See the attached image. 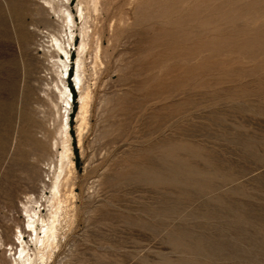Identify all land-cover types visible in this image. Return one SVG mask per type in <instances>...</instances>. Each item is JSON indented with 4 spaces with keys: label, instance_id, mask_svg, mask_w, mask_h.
I'll list each match as a JSON object with an SVG mask.
<instances>
[{
    "label": "rangeland",
    "instance_id": "rangeland-1",
    "mask_svg": "<svg viewBox=\"0 0 264 264\" xmlns=\"http://www.w3.org/2000/svg\"><path fill=\"white\" fill-rule=\"evenodd\" d=\"M37 1L25 0L34 11ZM71 1L78 22L68 60L74 221L49 264H264V0H102L127 65H110L97 84L82 147L73 83L81 20L79 0ZM10 54L18 65L31 63L15 46ZM35 88L19 83V101L25 90L31 112ZM54 153L45 152L43 168ZM23 195L0 196V263L23 225Z\"/></svg>",
    "mask_w": 264,
    "mask_h": 264
},
{
    "label": "bare ground",
    "instance_id": "bare-ground-1",
    "mask_svg": "<svg viewBox=\"0 0 264 264\" xmlns=\"http://www.w3.org/2000/svg\"><path fill=\"white\" fill-rule=\"evenodd\" d=\"M112 2L114 5L115 1ZM37 4L39 9L34 11L28 8L25 0L0 2V196L11 197L20 192L24 194V199L19 202L23 225L20 223L16 225L12 233L13 242L8 243L11 251L9 261L5 258L6 261L0 264H49L64 234L65 224L69 226L74 221V203L71 199L76 194L72 187L73 174L76 170L69 114L70 107H73L71 98L74 94L72 90L69 91L63 73L69 66L68 60L74 56L69 47H73L78 38L76 36L78 22L72 11L71 0H42L37 1ZM77 11L81 20V41L77 48L76 60L80 105L75 121L78 143L82 147L84 134L91 122L97 84L99 82L105 84L104 78L109 74L110 65L127 64L123 63L122 54L116 51L120 36L117 33L114 15L109 14L111 11L109 4L102 0H79ZM52 14L53 17H57V21L52 19ZM137 22H134V25ZM144 30L148 29L143 27L142 32ZM150 35L152 33L148 36ZM143 38L149 39L146 36ZM142 40L144 42V39ZM146 43L148 44V41ZM13 46L31 57L30 65L17 64V57L10 54ZM61 53L65 55L67 61L62 59ZM175 70L177 71V68ZM177 72L180 73V70ZM20 81L31 90H34V86L37 87L35 90L39 93V102L36 107L34 105L35 112L30 111V95L25 90L22 93V100L19 101ZM215 84L218 85L217 82ZM198 85L201 83L189 89L195 90ZM46 105H49V109ZM167 105L165 107L168 109ZM50 149L56 153L54 154L57 160L49 159L48 162L46 160L48 167L46 169L41 163L45 164L44 154ZM7 153L6 165L4 158ZM3 164L6 165L5 168ZM43 174L49 176V183L42 179L46 176ZM46 189L50 195H46ZM36 192H39L38 195ZM44 210L47 211L44 213ZM26 234L30 240H26ZM30 242L35 245V250L30 247ZM3 245L4 239L0 234V247Z\"/></svg>",
    "mask_w": 264,
    "mask_h": 264
}]
</instances>
